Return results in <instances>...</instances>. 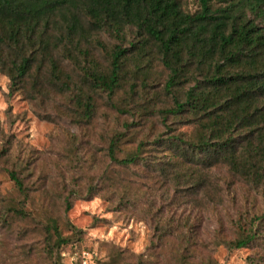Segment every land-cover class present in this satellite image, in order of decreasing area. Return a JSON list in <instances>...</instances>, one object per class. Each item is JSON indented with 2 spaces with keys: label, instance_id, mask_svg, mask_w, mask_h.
<instances>
[{
  "label": "trees",
  "instance_id": "1",
  "mask_svg": "<svg viewBox=\"0 0 264 264\" xmlns=\"http://www.w3.org/2000/svg\"><path fill=\"white\" fill-rule=\"evenodd\" d=\"M184 1L0 0V73L11 91L27 90L41 102L67 96L62 99L77 124L92 123L97 98L123 118L105 144L107 168L97 186L85 188L94 198L101 184L117 211L136 212L141 189L160 217L174 214L176 194L219 197L220 188L209 181L216 168L264 194V0H193L192 12ZM155 122L160 130L134 140ZM3 171L26 197L16 171ZM140 180L146 184L140 187ZM1 209L5 225L25 216L18 200ZM66 226L70 237L55 223L47 226L45 252L57 263L81 234ZM227 229L228 241L215 247L250 248L264 240V213ZM186 232L169 233L179 242V264H192L187 260L194 255L184 256ZM75 252L70 249V257ZM80 262L78 255L69 264ZM200 264L217 263L208 258Z\"/></svg>",
  "mask_w": 264,
  "mask_h": 264
},
{
  "label": "rangeland",
  "instance_id": "2",
  "mask_svg": "<svg viewBox=\"0 0 264 264\" xmlns=\"http://www.w3.org/2000/svg\"><path fill=\"white\" fill-rule=\"evenodd\" d=\"M184 3L188 11L196 9L193 0ZM66 69L71 71L67 65ZM9 84L0 73V264H69L82 252L93 254L97 264H179L175 256L179 242L169 234L177 228L189 235L188 253L184 252V256L194 254L189 263L211 258L217 264H253L251 260L264 264V240L237 251L214 245L228 241L227 228L237 219L264 213V194L225 168H216L209 173V181L220 188L219 197L176 194L171 207L174 214L162 211L160 217L153 215L141 189L136 212L131 208L117 211L111 204L114 196L101 184L94 198L88 197L85 188L87 184L97 186L96 179L107 168L105 144L123 118H117L105 100L97 98L92 123L77 124L71 105L62 99L67 96L51 95L41 102L30 99L27 90L11 91ZM158 130L156 122L146 125L134 140ZM4 167L15 170L23 180L26 197L14 190ZM129 176L136 178L132 173ZM138 184L146 183L140 180ZM65 198L70 202L67 210ZM10 200L23 202L25 216L5 225L1 206ZM52 223L63 237L71 236L67 223L81 231L64 248L58 263L45 252L51 232L47 226ZM162 232L165 235L160 239ZM70 249L76 251L73 257Z\"/></svg>",
  "mask_w": 264,
  "mask_h": 264
},
{
  "label": "built area",
  "instance_id": "3",
  "mask_svg": "<svg viewBox=\"0 0 264 264\" xmlns=\"http://www.w3.org/2000/svg\"><path fill=\"white\" fill-rule=\"evenodd\" d=\"M80 260V264H96L94 255L88 252H82Z\"/></svg>",
  "mask_w": 264,
  "mask_h": 264
}]
</instances>
